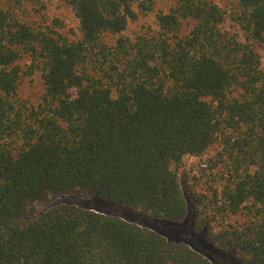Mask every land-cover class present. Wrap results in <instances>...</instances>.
Returning <instances> with one entry per match:
<instances>
[{"label": "trees", "instance_id": "1", "mask_svg": "<svg viewBox=\"0 0 264 264\" xmlns=\"http://www.w3.org/2000/svg\"><path fill=\"white\" fill-rule=\"evenodd\" d=\"M63 1L72 33L30 21L38 0H0V264H214L90 209L36 214L64 196L166 223L191 208L221 251L264 264V0Z\"/></svg>", "mask_w": 264, "mask_h": 264}, {"label": "rangeland", "instance_id": "2", "mask_svg": "<svg viewBox=\"0 0 264 264\" xmlns=\"http://www.w3.org/2000/svg\"><path fill=\"white\" fill-rule=\"evenodd\" d=\"M39 4L43 6V11L38 14L34 10H29L30 21L34 23L40 22V15L45 14L49 23L53 20H57L62 24L64 33H72L77 29V22L74 18L71 10L67 7L63 0H38ZM220 5L224 8L226 6L225 1H221ZM37 8V7H36ZM35 8V9H36ZM143 25H152L154 22L152 18H141L139 22L131 24L128 33L139 30ZM22 96L30 99L32 102H37L42 96L43 89L41 81L38 76H35L32 82L25 80L21 86ZM204 158L195 159L188 157L184 159L183 174L189 178H196L203 181L198 190L205 193L207 187L212 185V177L209 176V172L206 171L204 177L201 178L200 168L204 167ZM207 194V193H206ZM208 196V195H207ZM209 198V197H208ZM206 198V199H208ZM192 201L189 200V204ZM74 205L77 207L90 209L107 216L118 217L130 222L140 224L152 228L169 240L180 241L187 244L192 250L198 252L214 264H240L236 255H232L230 252L221 251L218 245L208 240L204 232H200L195 225H193L194 210L190 208L189 215L182 221L177 223H166L159 220H152L143 216L139 211L111 204H105L94 198H85L78 196H64L60 198L51 199L48 203H35L34 209L36 214L39 215L44 211L57 206V205Z\"/></svg>", "mask_w": 264, "mask_h": 264}]
</instances>
